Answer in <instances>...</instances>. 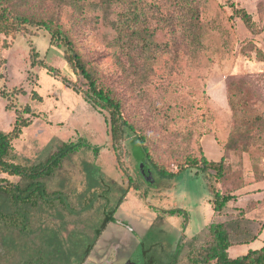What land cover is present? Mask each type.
Masks as SVG:
<instances>
[{
	"label": "rangeland",
	"instance_id": "obj_1",
	"mask_svg": "<svg viewBox=\"0 0 264 264\" xmlns=\"http://www.w3.org/2000/svg\"><path fill=\"white\" fill-rule=\"evenodd\" d=\"M78 1L81 2V7H77L74 0H4V4L16 13L48 19L58 25L72 39L74 48L81 57L101 74V81L120 98L123 117L133 126L132 132L123 129L126 132L118 155L125 159L124 162H128L124 155H127L128 140L132 135H139L144 139L143 143L152 162L168 172L177 171L187 156H204L209 160L224 158L229 172L223 182L207 172L186 168L173 176L171 190L162 188L158 191L151 187L158 206L184 208L189 216V231L199 230L204 221L214 222L234 217L238 210H242L246 218L252 221L253 231L261 229L264 226V137L248 140L241 152L226 150L223 145L233 125L227 102L229 80L239 77L250 79V85H246L248 103L254 112L264 117V30L258 34H250L241 20L231 15L225 0H205L200 7V19L204 27L200 43L203 47L174 42L165 26L149 28L147 38L159 46L152 44L147 58L140 60L132 70L130 61L114 42L117 36V3L108 0ZM232 1H239V5L249 12L255 11L252 14L255 22L260 26L264 25V0H255L260 1V8L256 6V10L252 6L253 0ZM32 30L36 31L35 35H17L9 40L7 48L0 47V59L4 61L0 65V89L10 91L12 87H23L25 93L10 98L18 108L26 103L31 106L32 135L39 134L41 137L47 130L54 129L56 132V129H66L71 137L86 133V137L93 143L101 144L107 130L105 112L93 107L81 93L61 82L59 77L51 76L45 68L30 66L29 50L33 47L40 59L59 70V76L70 79L76 87H84L80 76L63 59V48L50 44L49 34L42 27H34ZM246 44H253L252 47L260 49V53H255L249 46L245 48L243 45ZM31 90L41 96L40 101L30 98ZM6 103V99L0 96L1 130L10 129L15 116L13 108H5ZM244 112L238 110L236 116L244 118ZM92 122H97L101 127L102 137L90 133V129L84 132L86 125ZM252 131L254 129L247 132ZM52 141L54 146L48 143L50 147H47L37 161L45 159L54 150L56 143H59L54 139ZM31 142H35L31 144V150L23 153L28 160L45 144L33 139ZM12 145L11 155L19 156L21 143L13 141ZM131 155L129 163L135 168L143 157V152L133 145ZM71 156L73 160L66 167L74 169L75 166L83 172L89 170L87 172L96 181L102 180L101 196L106 189L104 182L107 179L117 181L119 178L113 166L114 156L106 147H102L97 157L91 150L84 148L77 149ZM73 157L78 158L79 162ZM0 177L10 181L17 179L4 173H0ZM109 187L112 189L108 196L109 205L101 202L99 205L96 203L98 206L92 204L95 200L101 201L96 196L100 191L91 194L94 198L86 206L88 220L92 221L88 223L91 229L93 223L101 220L103 211L108 210L120 194L119 185L111 184ZM213 190L230 192L237 198L230 201L221 214H216L210 203ZM90 191L91 187L87 186L85 194ZM102 201L107 203V197ZM3 202L0 197L1 208L5 206ZM171 218L182 224L183 217ZM148 224L149 220L145 228ZM207 227L199 237L191 241L188 249L182 251L179 264H191L187 258L204 241ZM52 231L55 229L52 228ZM167 237L169 236L155 230L149 234L146 229L129 230L125 224L123 227L108 229L103 237V245L109 248L108 253L113 256L109 264H124L127 259H132L136 264H144V260L154 256L152 246L155 242H160L165 248L170 247V238L168 241ZM90 241L91 237L88 235L81 238L83 247ZM140 241L143 246L137 248ZM262 245L264 228L254 241L231 246L228 253L236 256ZM143 250L146 252L143 253ZM80 254L79 251L69 263L75 264Z\"/></svg>",
	"mask_w": 264,
	"mask_h": 264
},
{
	"label": "flooded vegetation",
	"instance_id": "obj_2",
	"mask_svg": "<svg viewBox=\"0 0 264 264\" xmlns=\"http://www.w3.org/2000/svg\"><path fill=\"white\" fill-rule=\"evenodd\" d=\"M32 114V109L29 113L24 114L30 123L22 127L21 133L11 140V149L7 157L10 162L26 166L34 165L44 162L63 145H78L61 159L50 174L26 179L18 174L4 173L17 178L15 181L0 177L4 179L2 184H6L0 189V197L5 205L3 208L0 207V264H70L71 258L76 256L79 251L81 254L75 264H109L108 262L113 256L108 253L109 248L103 245V237L108 229L123 227L125 224L129 230L146 229L147 234L155 230L159 234L162 232L163 235L169 236L167 237L168 241L170 238V247L167 248L160 242H155L152 246L154 256L144 260V264H179L178 260L182 251L188 249L191 241L199 237L211 221H204L199 230L189 231V216L184 208L158 206L157 198L150 188L155 187L158 191L162 188L166 191L171 190L175 174L152 162L146 146L137 135H132L128 140L127 155L123 154L124 158L127 157L128 162H124L125 159H121L118 155V149L127 130H123L121 138L115 141L110 136L107 124V130L103 137L100 131L101 127L97 122L86 125L84 132L90 129V133L96 136L100 135L103 139L101 144L93 143L86 137V133L71 137L66 129H56V132L54 129L47 130L40 137L39 134L32 135L30 133L32 126L30 116ZM9 128L0 130L8 132L12 125ZM30 134L31 136H29ZM31 139L45 144L40 146V149L38 147L39 150L35 151L28 160L25 159L23 153L31 150V144L35 143L31 142ZM53 139L59 141L54 150L45 159L37 161L47 150L48 143L52 147L54 146ZM13 141L21 143L19 156L11 155V150L14 147ZM133 145L138 146L143 152V157L135 168H133V164L129 163ZM102 147H106L113 154V166L119 174L117 181L107 179L104 182L106 189L102 192L103 196L100 191L102 180L101 182L96 181L93 175L87 172L89 170L83 172L75 166L74 169L66 167L69 161L73 160L71 155L77 149L91 150L97 157ZM73 158L79 162L78 158ZM95 159L98 160V158ZM0 173L3 174V172ZM7 182L12 184H7ZM111 184L121 187L120 194L114 204L108 210L103 211L101 220L93 223L91 229L88 227V223L92 221L88 220L89 217L86 213V206H89L91 204L89 201L94 198L91 194L100 191V194L98 193L96 196L101 201L95 200L92 204L98 203L99 205L101 202L103 205H109L108 196L111 195L112 190L109 185ZM87 186L91 187V191L85 194ZM106 197L107 203H104L102 200ZM173 216L183 217L182 224L178 223L176 219H172ZM148 220L149 224L145 228ZM52 228L55 229L54 232ZM87 235L91 237V241L83 247L81 238ZM78 245L81 247L78 248ZM142 246L143 243L140 241L137 248ZM145 252L146 250H143V253ZM124 264L136 263L132 259H127Z\"/></svg>",
	"mask_w": 264,
	"mask_h": 264
},
{
	"label": "trees",
	"instance_id": "obj_3",
	"mask_svg": "<svg viewBox=\"0 0 264 264\" xmlns=\"http://www.w3.org/2000/svg\"><path fill=\"white\" fill-rule=\"evenodd\" d=\"M77 7H81V2L74 0ZM205 0H160L142 1L137 0H108L118 5L116 13L117 30L115 44L121 47L124 56L130 61V66L136 67L140 60L148 55L151 50V40L147 38L149 28L156 29L165 26L167 32L171 33L174 42L182 43L186 46L197 45L200 47V40L203 32V21L200 19V7ZM231 10V15L241 20L243 26L250 34H258L264 30V25H258L251 12L241 7L237 2L225 0ZM260 1L256 6L260 8ZM53 21L42 18L27 17L14 12L10 6L0 0V47L7 48L9 40L17 35L32 36L36 31L32 28L45 29L49 34L50 44H56L63 48L62 57L72 71L80 76L84 87H76L70 79L59 76L60 72L52 65L46 64L33 47L29 50L30 66L38 65L54 77H59L60 81L69 85L77 93L96 107L105 112V121L112 140L121 138L122 131L133 130L131 123L126 121L122 113V103L119 97L113 93L100 76L101 74L89 65L81 55L75 50L74 42L64 34L58 25ZM250 43V42H247ZM253 44L243 45L245 48H253L255 53H260V49L252 47ZM158 47V44H154ZM245 54V53H244ZM0 59V65L3 64ZM0 74V78H1ZM250 79L239 77L229 80L227 83V102L231 110L233 125L227 141L223 148L241 152L245 149L246 142L253 137H264V117L258 112H254L249 105V95L246 85H250ZM25 93L23 87H12L10 91L0 89V96L6 99V109L13 108L14 120L12 128L8 132L0 130V172L9 175L18 174L26 179L37 178L41 175L50 174L58 166L61 159L72 151L78 144L73 146L63 145L57 152H54L44 162L34 165H21L10 162L7 157L11 149V140L17 137L22 127L27 126L30 121L24 117L25 113L31 111V106L26 103L20 108L12 102V96ZM32 100H41V96L31 90ZM238 107L240 109H238ZM241 110L246 115L244 118L236 116V112ZM252 132H247L248 130ZM137 137L144 142L139 135ZM240 141V144L238 142ZM186 168H193L196 172H207L214 176L216 180L223 182L228 176V166L225 165L224 158L219 160H209L204 156L200 158L187 156L179 165L174 174H179ZM4 179L0 178V189L6 184H2ZM7 184H12L7 182ZM237 196L230 192L213 190L210 199L211 209L216 214H221L230 201L236 200ZM234 217L211 222L207 227L204 241L200 246L190 252L188 260L191 264H264V245L257 249H248L245 253L237 256H230L228 248L235 245L248 244L254 241L263 230L264 226L257 232L251 228L252 221L246 218L242 210H238Z\"/></svg>",
	"mask_w": 264,
	"mask_h": 264
},
{
	"label": "crops",
	"instance_id": "obj_4",
	"mask_svg": "<svg viewBox=\"0 0 264 264\" xmlns=\"http://www.w3.org/2000/svg\"><path fill=\"white\" fill-rule=\"evenodd\" d=\"M235 2H237L238 4H239V1H235ZM256 3H257V1L255 2V0H253V8H254V10H256ZM251 13L252 14H254L255 13V11H251ZM235 246H237V245H235ZM231 256V255H230ZM237 256V255H236Z\"/></svg>",
	"mask_w": 264,
	"mask_h": 264
}]
</instances>
